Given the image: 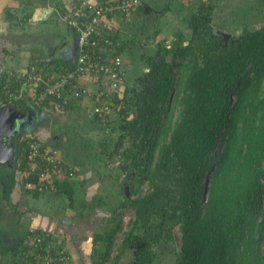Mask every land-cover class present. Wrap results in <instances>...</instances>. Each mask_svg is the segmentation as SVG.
<instances>
[{
	"label": "trees",
	"instance_id": "16d2710c",
	"mask_svg": "<svg viewBox=\"0 0 264 264\" xmlns=\"http://www.w3.org/2000/svg\"><path fill=\"white\" fill-rule=\"evenodd\" d=\"M81 1L67 2L79 6ZM59 7L64 8L62 2ZM217 8L216 0H200L195 11L183 16L187 32L176 31L168 41L158 42L155 53L145 56V69L136 70L138 74L132 80L125 77L123 94L115 96L114 116L86 114L90 129L99 127L101 132L96 146L98 158H120L119 163L127 169L117 170L128 173L130 195H125L121 185L122 196L112 195L115 205L111 211L107 209L111 202L104 208L105 199L99 196L94 197L97 202L93 199L83 202L79 198L83 211L79 214L82 219L86 213L91 215L90 228H94L97 220L113 223L106 232L93 234L96 245L93 264L108 261L117 264L129 248L134 251L136 264H152L160 256L154 245L161 240H172L175 226L180 232V247L168 250L173 256L172 264H264V199L261 198L264 183L260 182L264 178V24L244 20L239 28L213 27L211 22ZM249 9L239 16L247 19ZM129 15L112 19L115 26L120 19L124 26ZM26 16L29 18L31 13ZM219 31L231 37L225 40ZM109 38L116 45V54H131L129 40L119 28L110 31ZM38 57L31 65L45 78H54L74 67L59 56L50 54L42 61V55ZM19 87L13 84L12 90L19 94ZM43 87L44 84H38L32 94L27 92L36 114L44 110V114L52 110L66 113L74 110L75 102L62 105L60 97L50 95L33 105ZM9 100L0 94V104ZM87 100L91 105L98 102L94 97ZM56 103L60 104V110ZM68 131L69 128L60 131L59 141L55 137L48 141L56 152L60 150L62 159L58 154L47 161L40 158L32 163L35 171L31 173L23 139L27 133L20 131L16 135L12 164L0 163V206L2 210L6 207V214L24 213L21 205L24 194L37 196L49 192V178L53 184L61 179L66 181L72 170L69 164H79L75 137ZM25 137L43 141L33 128ZM93 144L89 150H93ZM27 182L34 185L44 182L47 188L39 192L38 187H26ZM143 185L146 187L142 188ZM63 187L67 195L73 196V201L78 198ZM118 208L130 209L133 216L117 253L111 256L113 238L122 227ZM105 211L106 220L101 216ZM4 230L5 226H0V264H33L39 247L32 245L27 236L51 238L42 229L27 228L18 235L10 233L12 236ZM60 246L64 248L62 243ZM75 247L65 249L68 264L75 260ZM50 252L56 255L54 249ZM164 252L165 248L160 250ZM49 264H64V260Z\"/></svg>",
	"mask_w": 264,
	"mask_h": 264
},
{
	"label": "crops",
	"instance_id": "0c3cea01",
	"mask_svg": "<svg viewBox=\"0 0 264 264\" xmlns=\"http://www.w3.org/2000/svg\"><path fill=\"white\" fill-rule=\"evenodd\" d=\"M64 1L65 0H0V79L1 77H4V74L6 72L10 70L16 71L28 67L29 65H31V62L34 58H36L37 56L40 57L41 55V61L43 59H47V57L51 54L52 57H62L60 59L66 64L72 63L74 56L75 35L73 34L72 30L68 29L62 23L61 25L65 26V34H60V32L56 30L57 33L53 35V42L51 44L52 48L54 49L53 51L49 50L47 51V53L43 54H38L37 51L35 52V50H27V52H23L24 49H28L27 44L25 43L26 39L24 36L27 33L25 32L26 28L28 27L36 31L40 30L42 24H45L46 22H57L58 20L54 18V15L56 16L55 12L57 8H60V3ZM251 1L253 0H250V2ZM162 2H171L172 4H174L169 6L167 9L165 8L164 14H169V23H171L170 27H167L166 29L170 30V28H172L173 26L172 24H175L174 29H177V31H187L185 21L180 20L178 22L179 18L175 17L174 14H172V9L176 8L177 11L182 12L181 15L177 12L178 16H184L188 12V8H190L189 4L193 2V4L196 5L198 3V0H147L142 5V8L139 7L140 9L138 8L136 11L141 13L144 11H152L155 5L158 6ZM247 5L248 6L245 7L250 8L247 14H250V12L259 14V18L262 21L260 22V24H264V0H255V2ZM258 8L261 9L260 12L257 11ZM240 12L242 13L243 10H240ZM28 13L32 14V16H29V18L26 16V14ZM132 14L128 16L129 18L126 19V22L127 20L130 21L132 16L134 17L136 15V13ZM50 15L53 18H51ZM252 16L254 17V15ZM126 22L124 21V24ZM180 22L184 24L183 27H185V29H182V25H179ZM34 24L38 25V28L37 26H34ZM122 24L123 21H121L120 19L118 21V24L116 25V27L119 28L120 32H122ZM172 36L173 35H171V37ZM18 49H21L22 51H20L19 54L14 55V52ZM89 84L94 85L91 82H89ZM86 100L87 99H84V101L81 100L79 102H76L74 104V110L71 113L56 111V114H54V120L57 121L58 117L60 116L62 120L68 121V123L70 124L71 121L76 120L70 118V114H75L77 115V122L83 120V124L86 125L88 119V117H86V114H89L87 107L91 106V104H89V100H87V102L85 103ZM54 128L55 124L50 127H45L40 123L36 124L34 127L37 134L41 135V138L43 140L42 142L44 143L49 141V139L52 140L51 137H55V139L57 138L54 133L53 135H50L52 134ZM94 130L96 133L93 134V136H89L87 138L91 140L90 144L91 142L96 144H93V150H96V146L99 140H97V137H99L101 132L99 131V127ZM65 136L67 135L65 134ZM76 146H78L77 143ZM57 153L58 156L62 159L60 150H57ZM69 165L71 166V169L73 171L72 179L66 178V181H63V179H61L60 183L58 182V184H52L51 190L49 192L46 191L45 193L39 194L37 196L31 193H26L27 196H22L21 205L24 206V213H17L18 220H16V215H11V211H8L7 214L5 213L7 211L6 207H4L5 210H2V206H0V214L3 211L6 217L10 219V221H15L16 225H19V228H17L16 230L15 228H8L9 231H7V235H18L23 231V229L27 228H33L36 230L42 229V231L45 230L48 232L46 233L47 237L49 236L53 239L59 238L60 243L63 244V247L66 250H68L70 246H76V249L74 248V250H76V255H74L75 260L72 264H93V259L96 256L94 255L96 245L93 243L94 228L91 229L88 225L91 215L88 214L82 219L81 214H79L81 212V207H79L78 209H74L73 205L74 203H77L79 201V198L83 199V202H90L92 199H94V197L97 196V190L95 188L96 183H89L91 174L90 172H87V167L79 168L80 164L77 165V163H70ZM86 165L87 164H84V166ZM119 168L123 169L121 166L118 167V169ZM124 169H127L126 166H124ZM78 173L81 175L83 174L84 178L77 176ZM63 185L66 187L65 191L70 189V191L74 192L77 195L76 197L78 198L76 200L74 198L73 201V196H70V194L67 195V192H64ZM59 186L63 187V189H59ZM206 187H209L208 181L206 182ZM31 198L35 202L40 201L41 204H38L42 208L33 206L29 200ZM49 203L53 204L52 209H48L46 207ZM11 223L13 224V222ZM95 225L97 224L95 223Z\"/></svg>",
	"mask_w": 264,
	"mask_h": 264
},
{
	"label": "built area",
	"instance_id": "2783aa9c",
	"mask_svg": "<svg viewBox=\"0 0 264 264\" xmlns=\"http://www.w3.org/2000/svg\"><path fill=\"white\" fill-rule=\"evenodd\" d=\"M146 1L107 0L99 3L82 0L79 6L75 3L67 4L61 15L65 24L75 33V56L72 60L74 67L57 74L54 78H45L41 71H35L32 65L21 70H10L5 73L1 81L0 93L11 101L19 97L23 91L30 95L35 86L44 84L43 90L34 98L33 105H38L48 95L57 99L60 97L62 105L94 97L98 102L88 107V112L97 113L103 118L114 116L115 96H121L125 89V60L123 55L116 54V45L110 40L109 33L115 29L114 20L118 19L119 15L131 14ZM89 82L94 85H90ZM16 83L20 86L19 94L12 90V85ZM55 106L60 110V104L56 103ZM27 135L29 133L24 135L23 139L27 147L28 165L31 168L29 173H31L35 171L32 163L40 158L47 161L52 159L53 154L57 156L58 153L51 147V142L47 141L49 145L44 146L42 141L25 137ZM71 171L70 175H72ZM43 178L41 176V180ZM48 182L52 186L51 178ZM26 187H38L39 192L47 188L44 182H39L37 185L27 182ZM27 238L32 245L39 247V252L35 256L37 259L33 264H49L57 259L64 260V264H68V257L64 255L65 248H60L59 239H47L35 234H30ZM42 240L45 244L41 243ZM50 249H54L56 255H53Z\"/></svg>",
	"mask_w": 264,
	"mask_h": 264
},
{
	"label": "rangeland",
	"instance_id": "374dc122",
	"mask_svg": "<svg viewBox=\"0 0 264 264\" xmlns=\"http://www.w3.org/2000/svg\"><path fill=\"white\" fill-rule=\"evenodd\" d=\"M67 1L68 0H65L64 2H62L64 8L68 4ZM199 1L200 0H198V2ZM216 2L218 4V8L214 12L213 19L211 22L213 27L220 28L223 30H229V28H233L232 26H236V27L238 26V28L242 27L241 25H242L244 20L245 21H251L252 23L253 22H258V23L262 22L259 18V14H256V13L254 14L253 12H250V14H248L247 19H246V17L244 18L243 16L242 17L239 16L240 10L241 11L245 10V6H248L247 4H251L252 2H255V0H253L251 2H250V0H216ZM171 5H174V4H172L171 2H162L158 6L155 5L153 7V10L149 11V12L144 11L141 13V12H137L135 10L132 13H136V15L134 17L132 16L131 20L128 21V23L124 24L121 33H123V37H125V39L129 40L128 46L131 49V54L130 53L128 54L127 52L123 53V56H126V58L125 57H123V58L125 60V66H126L125 77L128 78V80H132L138 74L136 72V70L141 72L143 69H145V67H146L145 56L155 53V51L158 49V42L161 39H166V41H168L171 38V35L177 31V29H174L175 24H172L173 26H172V28H170V30L166 29L167 27H170L171 23H169L170 22L169 14L168 13L164 14V12H165V8L167 9ZM189 6H190V8H188V12L189 11H195L197 6H198V3L196 5H194L193 2H191L189 4ZM252 6H254V5H252ZM64 8H61V9L57 8L56 12L54 11L56 14V16L54 15V18H56L58 20L57 22H53V21L48 22V23L46 22L45 24H42V26L40 27V30H36V31L34 29H30L28 27L26 28L25 32H27V33L24 36L26 39L25 43L27 44L28 49H24L23 52H27V50L28 51H30V50L34 51L35 50V52L37 51L38 54H43V53H47V51H49V50H52V51L54 50L52 48V45H51L53 42V35L57 33L56 30L59 31L60 34H65L64 29H65V26H67L64 22V18L61 15ZM172 10H173L172 14H174L175 17L179 18L178 22L180 20H184L183 16H178V13H180V15H181L182 12L177 11L176 8H174ZM260 10L261 9L258 8L257 11L260 12ZM252 15H254V17ZM31 16H32V14H31ZM51 18H53V17L51 16ZM61 23L64 24L65 26L61 25ZM179 25H182V27H183L184 24L182 22H180ZM34 26H37V28H38V25L34 24ZM182 29H185V27H183ZM183 32L185 33L187 31H183ZM131 39H133V40H131ZM20 51H22V50L21 49L16 50L14 52V55L19 54ZM133 67H134V70L132 69ZM86 102H87V100L85 101V103ZM29 108L32 109L31 106ZM31 111L33 113L34 110L32 109ZM41 113H40V115L39 114H33L32 117L30 118V120L28 121V123L25 125L26 129L22 132L23 133H29V130L31 128H33L34 132H36L34 127L36 124H39V123L41 125H44L45 127H48V126L50 127L53 124H55V128H54V130L52 129L53 132L50 135H53V133H54V135L57 137V139L59 141L61 139L60 131L66 129V128H69V131H68V132H70L69 134H71V136L75 137L74 143L78 144V146H76V152H75L76 155L75 156L79 157V159H80L79 164H81V161H83V163L79 166V168H85V167L88 168L87 172H90V174H91V178H89V180H90L89 183H96L95 188L97 190V196H99L102 199H105V203L103 206L104 208H107V206L109 205V202H111V207L107 208V209H110V211H111V209L115 205L111 201L112 195L113 194L120 195L118 197L115 195V198L116 197L121 198V196H122V194H121L122 193L121 192L122 186L121 185L124 184V181L126 182V179H128V176H127L128 174L126 172L124 173L122 170H117L119 165H121V164H119L120 158H118V157H112V158L107 157L106 159L105 158L100 159V158H98V157H100V153L98 151L89 150L91 140H89V138H87V137L93 136V134H95L96 132L94 129H90V127L87 124H86L87 126L84 125L83 120H80L78 122V124H76L77 123V115H75V114L71 115L70 114V118L76 119V120H74L75 123H74V121H71V123L69 124L68 121L62 120V118H60V116L58 117L57 121H55L54 120V114H56V113L53 110L48 111L46 114H44L45 110ZM62 116H64V115H62ZM78 125H80V127ZM21 130L22 129H18L17 134ZM68 132H66V133H68ZM97 139H98V137H97ZM51 147L53 148V144L51 145ZM88 150H89V153H91L90 155L88 154ZM87 155L89 156L88 158L86 157ZM84 164H87V165L84 166ZM92 164L94 167H92ZM122 168L124 169V167H122ZM79 173L77 174V176L84 178L83 174L81 175ZM58 177H60V176H58ZM127 185H128V183H127ZM144 187H146V186L143 185L142 188H144ZM0 195H1V189H0ZM23 196H27V195L24 194ZM128 196H130V195L128 194ZM122 199H123V197H122ZM29 200L33 206H37V207L42 208L39 205V204H41L40 201L35 202L32 198ZM93 200H96V199H93ZM79 202L80 201H78L77 203H74V205L76 206V209H78L80 207ZM95 202H97V200ZM46 207L48 209H52L53 204L49 203ZM97 207L99 208L98 205H97ZM100 207H102V206H100ZM81 211H82V209H81ZM73 212H75V211H73ZM93 212H91V213H93ZM117 212H121V214H122V222H121L122 227H121V230L113 238L114 244L112 247L111 256L115 255L117 253V251H118L117 247L121 241V237L123 236V233L125 231L129 230V228H130L129 220L132 219V216H133V213L130 209L118 208ZM1 214H2L3 218H0V226H5V230H4L5 232L9 231L8 228H10V229L11 228H15V229L19 228L18 227L19 225H16L15 221H10V219L7 218L3 212H1ZM11 215H13V216L16 215V220H18L17 213L11 212ZM87 215L88 214L86 213L85 216H87ZM103 215H104L103 219L106 220V218H105V216H107L106 211H105V214H102L101 216H103ZM98 216H99V214L96 215V217H98ZM11 222H13V224ZM111 224L113 225V223H107V222L102 223L101 221L98 220L97 225H95L94 229H93L94 233L106 232V230L108 229V227L111 226ZM177 227L178 226H175L172 229V240H170L169 242H165V241L161 240L163 243L161 242L159 244L154 245V246H157V251H158L157 254H159L160 256L156 257L153 260L152 264H172V261H173L172 257L173 256L170 254V251H168V250H171L173 248L175 250H178L180 247V234H179L180 232L177 231V229H178ZM140 234H143V233L140 232ZM161 247L165 248L164 253H160V250L163 249V248L160 249ZM131 257H134V251L131 248H129V250H126L121 255L120 258L130 259ZM105 264H110V261L106 262Z\"/></svg>",
	"mask_w": 264,
	"mask_h": 264
},
{
	"label": "water",
	"instance_id": "95a60500",
	"mask_svg": "<svg viewBox=\"0 0 264 264\" xmlns=\"http://www.w3.org/2000/svg\"><path fill=\"white\" fill-rule=\"evenodd\" d=\"M225 40L231 37L226 32H221ZM28 102L25 91L21 95L11 101L0 104V163L11 165L15 154V135L18 129L24 131L25 125L28 123L33 114H36ZM32 108V107H31ZM121 167H124L123 165ZM125 195L129 194L127 183L123 184ZM117 264H136L134 257L130 259L120 258Z\"/></svg>",
	"mask_w": 264,
	"mask_h": 264
},
{
	"label": "clouds",
	"instance_id": "9594fccd",
	"mask_svg": "<svg viewBox=\"0 0 264 264\" xmlns=\"http://www.w3.org/2000/svg\"><path fill=\"white\" fill-rule=\"evenodd\" d=\"M143 5V4H142ZM141 5V6H142ZM139 8V7H138ZM120 164V163H119ZM119 166H122V165H119ZM123 171V170H122ZM72 172V175H70L69 173H68V177L67 178H69V179H72L73 178V171H71ZM124 172V171H123ZM125 173V172H124ZM128 174V173H127ZM128 176V175H127ZM125 182V181H124ZM260 182H263L264 183V178H260ZM126 183V182H125ZM122 186H123V184H122ZM207 188V187H206ZM261 198H262V200L264 199V194H262V196H261Z\"/></svg>",
	"mask_w": 264,
	"mask_h": 264
}]
</instances>
